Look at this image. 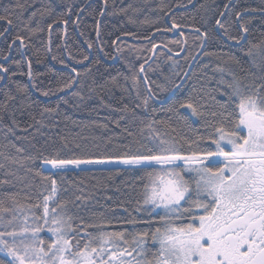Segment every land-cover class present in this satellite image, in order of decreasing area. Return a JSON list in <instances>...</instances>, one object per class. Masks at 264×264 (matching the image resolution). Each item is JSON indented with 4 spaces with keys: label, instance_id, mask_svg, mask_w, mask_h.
Instances as JSON below:
<instances>
[{
    "label": "trees",
    "instance_id": "obj_1",
    "mask_svg": "<svg viewBox=\"0 0 264 264\" xmlns=\"http://www.w3.org/2000/svg\"><path fill=\"white\" fill-rule=\"evenodd\" d=\"M15 2L0 0V12L4 7L14 6ZM27 3L29 7L17 21V27L0 38V64L9 69L7 73L0 72L3 77L0 79V104L5 101V94L16 97L15 101L9 102L7 112L0 111L3 116L0 153L23 161L22 165L11 164L0 155V164L5 165L0 168V180L8 181L0 185V198L13 193L21 203L42 201L49 194L50 185L42 183L41 177L36 175L44 170L40 153L47 155L53 145L58 147L64 142L68 143L65 154L69 157L74 154L114 155L124 146L135 148L144 143L151 147L152 133L146 127L151 124L164 139L175 138L177 147L183 145L182 151L186 152V140L212 134L213 129L206 121L215 123L218 117L214 118L210 113L223 111L216 101L223 103L227 100L221 92L228 90L220 81H231L232 77L217 71L218 66L229 69L244 84L264 83V68L253 65L246 55L248 45L245 42L237 45L228 39L224 29H216V20L221 18L219 14L226 10L224 6L227 4L230 6L221 23L229 35L241 34L236 19V13L241 12L243 20L251 21L247 40L253 43L264 40V14L245 11L264 6V0H108L107 7L103 0H27ZM43 8H50V12L43 18L38 14L28 24L30 28L43 29L32 37V46L18 49V45H13L10 49L15 32L24 27L33 11ZM64 20L67 24L62 22ZM173 21L183 26L178 29L183 36L177 34L172 38L164 32L155 34L157 28H170ZM49 24H52L51 29ZM197 27L208 33V39L204 41L202 53L193 62L201 48V40L192 30ZM2 30L3 25H0ZM176 40L181 44L173 43ZM153 44H166L167 48L161 47L152 56ZM168 48L172 49L171 53ZM206 52L211 55H205ZM4 55L9 59H2ZM230 57L233 59L224 63ZM28 60H31V80L27 75ZM13 61H20L19 66ZM142 64L143 74L140 71ZM73 68L76 72L72 71ZM133 76L137 77L135 81ZM70 79H77L76 86L58 91ZM182 80V85L169 100L159 103ZM17 84L27 86L26 91L18 92ZM149 87L154 98L149 100L145 109L143 99ZM45 91L50 94L42 95ZM73 92L79 95L74 96ZM189 97L203 105L201 117H192L190 111L179 109V104ZM173 105L179 109V115L168 111ZM125 106L128 110L122 111ZM45 108L55 109V112L41 116ZM227 110L231 111L232 105ZM33 116L46 126L36 124ZM13 118L18 125L14 128L15 135L4 127H13ZM153 121H166L168 126ZM25 128L27 131H22ZM16 148L23 151L17 153ZM29 156L35 159H26ZM116 167L122 166L98 165L87 173L69 172L63 179L56 177V197L75 200L76 195H81L77 186L84 189L85 196L94 194L91 200L75 201L79 207L70 205L77 224L81 218L85 223L97 222L103 213L104 219L113 221L109 231L126 229L134 233L154 229L158 226L157 214L162 215L163 210L152 212L150 206L142 204L140 194L147 181L145 172L133 170L109 175L98 170ZM137 201H141L140 211L136 210ZM131 218L139 223L135 226L123 223ZM127 238L130 240L131 235ZM0 259L6 258L0 254Z\"/></svg>",
    "mask_w": 264,
    "mask_h": 264
},
{
    "label": "snow or ice",
    "instance_id": "obj_2",
    "mask_svg": "<svg viewBox=\"0 0 264 264\" xmlns=\"http://www.w3.org/2000/svg\"><path fill=\"white\" fill-rule=\"evenodd\" d=\"M103 4L107 7L108 0H103ZM28 7L27 0H16L14 6L3 8L0 12V25H3L0 38L17 27V21L21 20ZM224 7L227 9L229 5ZM68 11L71 12V9ZM245 11L264 14V6ZM49 12L50 8L33 11L24 27L15 32L9 48L13 45H18V49L31 47L32 37L43 29L30 28L28 24L38 14L43 18ZM219 15L223 17L225 12ZM236 19L241 33L238 36L229 35L220 19L216 20V25L224 29L228 39L237 45L244 41L248 45L246 55L253 65L264 68V40L257 43L248 41L251 21L243 20L241 12L236 13ZM62 22L67 24V20ZM181 27L173 21L170 28H157L156 31L167 32ZM48 28L51 29L52 24ZM192 30L198 34L196 38L201 40L200 46L203 47L208 33L198 27ZM179 35L183 36L184 33L181 31ZM173 43L181 44V41ZM160 47L167 48V45L153 44L150 50ZM167 50L172 52L171 48ZM205 55L211 54L206 52ZM2 59L6 61L9 57L4 55ZM232 59L230 57L224 63ZM13 62L17 66L20 64V61ZM28 67L27 75L31 80V60H28ZM216 70L232 77L231 81H220L228 90L221 92V95L227 96V100L223 103L216 101L223 111L210 113L212 117H218L215 123L206 121L213 129L212 134L197 140H186V152L182 151L183 145L177 147L175 138L164 139L148 124L146 127L152 133L151 147L140 143L135 148L124 146L114 155L74 154L69 157L65 154L68 143L64 142L58 147L53 145L47 155L40 153L44 170L36 172V175L41 177L42 183L50 185L49 194L42 201L32 204L21 203L13 193H6L0 198V254L6 258L0 259V264H264V83L256 84L253 81L244 84L229 69L218 66ZM8 71L4 64H0V72ZM72 71L76 72V69ZM140 71H144L143 64ZM0 79L3 77L0 76ZM136 79L133 76V80ZM77 83V80L70 79L58 91L70 90ZM26 87L17 84V91L24 92ZM33 87H36L35 83ZM49 94L42 92L44 96ZM72 94L79 95L78 92ZM5 96V101L0 104L2 112H7L9 102L16 100L14 95ZM153 98L149 87L143 99L145 109ZM229 105H232L231 111L227 110ZM202 107L193 97L179 104V109L190 111L192 117H201ZM179 109L173 105L168 111L179 115ZM127 110V106L122 109ZM53 112L55 109L45 108L41 116ZM32 119L41 127L46 126L35 116ZM2 120L3 116L0 115V122ZM153 123L168 126L166 121ZM12 125L4 127L8 133L15 135L14 128L18 127L15 118ZM22 131L26 132L27 128ZM22 151L16 148L17 153ZM0 155L11 164H23L16 157ZM26 159L35 158L29 156ZM98 165L122 166L98 169L109 175L133 170L145 172L147 181L140 194L142 204L150 206L152 212L163 210L162 215L157 214L158 226L134 233L126 229L109 231L113 221L104 219L103 213L97 222L85 223L81 218L79 224L75 223L76 217L71 213L70 205H75V201L91 200L94 194L85 196L84 189L77 186L81 195H76L75 200L58 199L56 177L63 179L69 172L87 173ZM4 167V164H0V168ZM7 183V180H0V185ZM80 183L83 184V181ZM140 204L141 201H137V211H140ZM123 223L135 226L139 221L131 218ZM42 234L50 235L45 239ZM129 235L130 240L127 238Z\"/></svg>",
    "mask_w": 264,
    "mask_h": 264
},
{
    "label": "water",
    "instance_id": "obj_3",
    "mask_svg": "<svg viewBox=\"0 0 264 264\" xmlns=\"http://www.w3.org/2000/svg\"><path fill=\"white\" fill-rule=\"evenodd\" d=\"M194 4V3H193ZM230 6V5H229ZM229 8V7H228ZM227 8V9H228ZM226 9V10H227ZM226 10L224 11V12H226ZM222 19V17L220 18V20ZM218 28H219V26H216V29H217V31H218ZM160 33H163V32H160ZM164 33H166V34H168L170 37H172V38H175L176 36H177V34H179V31L178 30H173L172 31V33H168V32H164ZM155 34H158V32L157 33H155ZM154 34V35H155ZM135 42H137V41H135ZM244 41H242L241 42V44L243 43ZM240 44V45H241ZM204 46H205V42H203V47H201L200 48V51L198 52V54L194 57V59H193V62L195 61V60H197V58L200 56V54L202 53V50L204 49ZM159 48H157V49H155L154 51H153V53H152V56H154V54H155V52L158 50ZM75 68H79V67H75ZM191 68V67H190ZM190 68L188 69V71H190ZM77 80V79H76ZM182 83H183V80H182V82L170 93V95L166 98V99H164L163 101H159V103H161V104H164V103H166L168 100H169V98L176 92V90L182 85ZM74 86H76V85H74ZM70 91H67L66 93H69Z\"/></svg>",
    "mask_w": 264,
    "mask_h": 264
},
{
    "label": "rangeland",
    "instance_id": "obj_4",
    "mask_svg": "<svg viewBox=\"0 0 264 264\" xmlns=\"http://www.w3.org/2000/svg\"><path fill=\"white\" fill-rule=\"evenodd\" d=\"M159 210H162V209H159ZM42 235H44L45 236V239H47V236L50 235V234H42Z\"/></svg>",
    "mask_w": 264,
    "mask_h": 264
},
{
    "label": "bare ground",
    "instance_id": "obj_5",
    "mask_svg": "<svg viewBox=\"0 0 264 264\" xmlns=\"http://www.w3.org/2000/svg\"><path fill=\"white\" fill-rule=\"evenodd\" d=\"M160 48H161V47H160ZM160 48H159V49H160ZM159 49H158V50H159ZM156 52H157V51H156ZM156 52H155V53H156ZM152 53H153V52H152ZM143 73H144V71L142 72V74H143ZM59 95H60V94H59Z\"/></svg>",
    "mask_w": 264,
    "mask_h": 264
}]
</instances>
